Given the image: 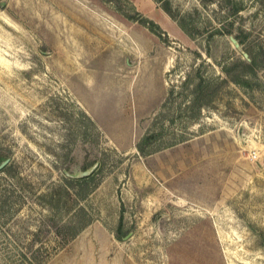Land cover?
<instances>
[{"label":"rangeland","instance_id":"374dc122","mask_svg":"<svg viewBox=\"0 0 264 264\" xmlns=\"http://www.w3.org/2000/svg\"><path fill=\"white\" fill-rule=\"evenodd\" d=\"M7 158L0 264H264V0H0Z\"/></svg>","mask_w":264,"mask_h":264},{"label":"water","instance_id":"95a60500","mask_svg":"<svg viewBox=\"0 0 264 264\" xmlns=\"http://www.w3.org/2000/svg\"><path fill=\"white\" fill-rule=\"evenodd\" d=\"M8 160H9L8 158L4 159L0 163V168L4 167L6 165V163L8 162ZM97 165H98V162L95 165H93V166H91V167H89V168H87L85 170L77 171V172H74V173L73 172H71V173L69 172V174L71 175V177H75V178L88 176V175H90V174H92L94 172V169L96 168Z\"/></svg>","mask_w":264,"mask_h":264},{"label":"trees","instance_id":"16d2710c","mask_svg":"<svg viewBox=\"0 0 264 264\" xmlns=\"http://www.w3.org/2000/svg\"><path fill=\"white\" fill-rule=\"evenodd\" d=\"M141 20L144 21V22H146L147 24H149L150 27H151L152 29H154V30H157L156 28H158V27L160 28V25H159L156 21H154L153 19H151V18H149V17L141 16ZM155 26H156V27H155ZM139 146H140V144H139ZM140 147H141V146H140ZM90 175H91V174H90ZM90 175L76 178V180L79 181V180H85V179H88ZM117 235H118V237H120V234H117Z\"/></svg>","mask_w":264,"mask_h":264}]
</instances>
